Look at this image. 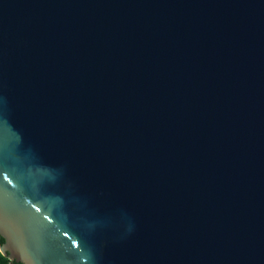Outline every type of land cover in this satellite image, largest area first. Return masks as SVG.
<instances>
[{"label":"water","instance_id":"water-1","mask_svg":"<svg viewBox=\"0 0 264 264\" xmlns=\"http://www.w3.org/2000/svg\"><path fill=\"white\" fill-rule=\"evenodd\" d=\"M0 237L264 264V0H0Z\"/></svg>","mask_w":264,"mask_h":264},{"label":"trees","instance_id":"trees-1","mask_svg":"<svg viewBox=\"0 0 264 264\" xmlns=\"http://www.w3.org/2000/svg\"><path fill=\"white\" fill-rule=\"evenodd\" d=\"M3 243V238L0 237V245ZM0 264H21L19 262H16L15 260H10L9 258H7L6 256H3L0 253Z\"/></svg>","mask_w":264,"mask_h":264}]
</instances>
